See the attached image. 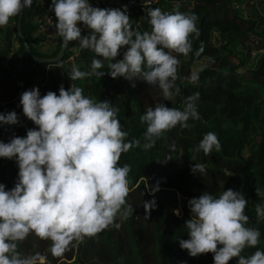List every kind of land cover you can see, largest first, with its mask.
<instances>
[{
	"label": "clouds",
	"instance_id": "1",
	"mask_svg": "<svg viewBox=\"0 0 264 264\" xmlns=\"http://www.w3.org/2000/svg\"><path fill=\"white\" fill-rule=\"evenodd\" d=\"M32 4L33 0H0V27H6L10 18ZM50 10L56 18V35L63 38L64 46L78 41L80 49L101 58L92 60L90 71L73 67L68 74L70 80L93 75L100 78L105 71L98 70L108 61L107 72L113 79L139 78L158 86L168 101L180 92L175 85L180 60L173 53L188 56L192 52L189 37L193 33L199 36L195 14L152 8L147 12L151 30L140 32L133 30L126 7L99 9L87 0H51ZM78 24L91 34L82 37ZM123 48L127 49L123 58L116 60ZM202 52L201 45L195 55L199 57ZM186 79L190 84L197 83L199 72L193 71ZM199 96L197 92L187 97L183 110L163 104L149 107L140 116V122L146 125L141 145L139 139L126 142L128 133L121 129L118 108L108 101L94 102L85 97L81 87L65 90L61 86L59 95L49 91L43 97L38 88L25 91L20 97L22 111L38 130L27 131L25 138L0 142V158L15 157L19 169L18 182L11 190L6 191L0 184V264H48L45 255L22 256L18 251V245L30 234L51 241L48 251L53 257H60L75 246L73 242L81 243L109 226L118 228L117 216L127 220L134 211L126 201L131 166H117L121 155L133 147L150 150L177 125L189 128L190 119H200L196 107ZM17 123L15 112L0 114V124ZM214 149L220 151L221 144L217 135L209 132L193 152L202 151L208 156ZM171 150L175 151V144ZM168 160L171 157L159 162ZM191 171L204 173L205 165L196 163ZM158 190L153 187L149 194ZM257 194L264 195L259 189ZM155 203H143L146 220ZM188 203L191 218L184 227L189 238L179 243L189 256L212 253L213 264H229L233 258H238V264H264V251L241 255L245 248L259 244L260 232L246 226L248 201L240 192L229 189L219 198L205 192ZM174 214L179 216V210H174ZM256 216L264 218V207L259 204Z\"/></svg>",
	"mask_w": 264,
	"mask_h": 264
},
{
	"label": "trees",
	"instance_id": "2",
	"mask_svg": "<svg viewBox=\"0 0 264 264\" xmlns=\"http://www.w3.org/2000/svg\"><path fill=\"white\" fill-rule=\"evenodd\" d=\"M174 1L176 4L172 5ZM247 1L158 0L157 5L147 8L138 18L129 16L133 30L140 32L151 30L147 12L152 8L158 7L168 13L178 10L198 17L196 27L199 36L193 33L189 37L192 52L188 56L173 53L180 60L179 78L175 82L180 92L168 101L162 97L158 86L148 85L139 78L131 81L123 77L113 79L107 72L108 61H104V68L98 70L105 71V75L85 78L84 90L95 99L108 101L119 109L117 119L122 131L128 133L126 142L139 139L143 145L146 125L140 122V116L149 107L163 104L168 108L183 110L186 98L197 92L200 94L196 101L200 119H190L187 122L189 128L177 125L158 139L150 150L133 147L121 155L117 166H131L128 175L130 191L126 201L134 211L127 220L117 216L115 224L120 225L118 228L109 226L91 238L86 237L81 243L73 242L75 246H70L60 257H53L48 251L51 241L30 234L18 245L22 256L40 253L47 257L48 264H213L212 253L191 257L187 250L180 248L179 242L189 238L184 227L191 218L188 202L205 192L219 198L223 191L229 189L240 192L248 201L245 215L249 217V223L246 226L260 232L259 244L255 248H245L241 255L247 257L257 250L264 251V218L258 219L256 216V206L259 204L264 207V195L257 194V189L264 194V54L256 59L249 70V82L256 87L259 95L254 97L236 72L238 59L231 47L232 43L243 44L247 37L259 35L258 18L241 16L236 12L235 7ZM32 17V6L23 9V37L35 56L53 57L61 45L56 29L52 49L41 50L27 39L34 30ZM13 21L17 56L10 55L12 41L8 33L0 48V60H4L5 68L0 66V114L13 112L12 99L16 93L14 79L21 80L31 90L38 88L41 97L49 91L59 95L61 86L69 90L76 81L70 80L68 74L71 69L65 65L72 47L77 49L72 62L81 71H90L92 60L101 59L90 50L80 49L78 41H72L58 62H34L16 36V16ZM90 34L88 29L85 36ZM201 45L203 52L197 57L195 53ZM248 48L251 47L247 46V51ZM126 50L120 49L116 60L122 59ZM202 57L210 58L209 63L197 70L198 82L190 84L186 79L191 75L190 68ZM236 59V62L233 61ZM6 71L10 73V79L2 78ZM31 129L38 130L30 120L19 129L17 124H0V142L5 143L7 138H25ZM209 132L217 135L220 151L214 149L208 156L202 151L194 153L193 149ZM173 144L175 151L171 150ZM245 148L248 151L242 155ZM193 155L195 160L191 159ZM167 157H171V160L159 162ZM196 163L204 164L206 171L194 174L191 169ZM18 171L15 157L0 158V184L5 186L6 191L18 182ZM153 187L159 190L150 195L149 191ZM151 200H155V208L146 220L143 203ZM174 210H179L180 215H175ZM229 264H238V258L231 259Z\"/></svg>",
	"mask_w": 264,
	"mask_h": 264
},
{
	"label": "rangeland",
	"instance_id": "3",
	"mask_svg": "<svg viewBox=\"0 0 264 264\" xmlns=\"http://www.w3.org/2000/svg\"><path fill=\"white\" fill-rule=\"evenodd\" d=\"M242 12L244 15L253 17L259 21V35H252L247 37L245 40V43L240 44L238 42L232 43L231 47L233 51L237 55L238 59V66L236 67V72L238 73L239 77L241 78L243 84L250 89L252 94H254V97H259L258 92L256 90V87L249 82V70L254 66L256 59L264 54V0H248L247 2H244L240 6ZM239 10V9H238ZM43 36V35H42ZM44 37V36H43ZM43 41V44L38 47L41 50H50L52 49V45L55 43V37L51 38V40L48 39V41ZM247 46H250L251 48L247 51ZM263 47V48H262ZM258 49V50H257ZM233 60V61H237ZM209 63V59L207 57H202L198 61L192 65L190 69V73L193 71H196L198 68H201L204 65H207ZM234 64V63H233ZM71 70L73 68L72 65H68ZM84 80H77L73 83V86H78L83 89V95L87 98L92 99L94 102H101V100L95 99L91 95H89L84 90ZM9 142L12 140L11 138L8 139ZM248 149L242 150V155H245L247 153Z\"/></svg>",
	"mask_w": 264,
	"mask_h": 264
},
{
	"label": "built area",
	"instance_id": "4",
	"mask_svg": "<svg viewBox=\"0 0 264 264\" xmlns=\"http://www.w3.org/2000/svg\"><path fill=\"white\" fill-rule=\"evenodd\" d=\"M158 0H121L117 6H111L110 9L123 10L127 8V15H135L137 18L149 7L157 5ZM89 4L94 8L106 9V4L102 0H89ZM176 1L172 2V5ZM51 8V0H33L32 4V22L34 30L37 34L49 36L54 33L56 18ZM138 24V23H136ZM81 28V34L85 36L88 30L84 25H78ZM77 50V49H76ZM15 80L16 93L12 99V111L16 113L18 118L17 128H23L28 123V119L24 116L22 106L20 104V97L25 91H30L31 88L25 87L23 82L19 79Z\"/></svg>",
	"mask_w": 264,
	"mask_h": 264
},
{
	"label": "crops",
	"instance_id": "5",
	"mask_svg": "<svg viewBox=\"0 0 264 264\" xmlns=\"http://www.w3.org/2000/svg\"><path fill=\"white\" fill-rule=\"evenodd\" d=\"M105 4H106V9H110L109 7L111 6H117L118 3L121 2V0H104ZM172 4V2H171ZM241 5L239 6H236L235 9H236V12L237 14L241 15V16H244V13L242 12L241 8H240ZM239 9V10H238ZM14 24V21H13V17L10 18L8 24L6 27H0V48L2 47V40L6 35V33H8L9 35V39H11L12 41V45H11V53L10 55H12L13 57H16L17 56V53H16V48H17V44L13 38V32H12V26ZM78 25H82V24H78ZM55 35L54 33L52 35H49V36H42L40 34H37L35 32V30H33L28 36H27V39L32 43V45H34L35 47H40L41 44H43V41H45V39H47L46 41L51 40V38H54ZM70 54L67 55L66 57V60H65V65H72L73 67H76L75 64L72 62L73 60V56L74 54L77 53V50L72 47L70 49ZM198 61V60H197ZM194 65V64H193ZM0 66H2V69H5L4 68V60H0ZM7 68V66H5ZM192 67V66H191ZM191 69V68H190ZM199 69V68H198ZM197 69V70H198ZM196 70V71H197ZM2 78L3 79H10L11 78V75L8 71H6L5 73L2 74ZM77 81V80H76ZM14 98V97H13ZM4 138V137H3ZM5 143H9V140L8 138L5 139Z\"/></svg>",
	"mask_w": 264,
	"mask_h": 264
},
{
	"label": "water",
	"instance_id": "6",
	"mask_svg": "<svg viewBox=\"0 0 264 264\" xmlns=\"http://www.w3.org/2000/svg\"><path fill=\"white\" fill-rule=\"evenodd\" d=\"M87 2L89 3V0H87ZM21 18H22V12L21 14L16 16V22H15V29H16V36L20 39V41L22 42V45L24 47V51L25 53L34 61V62H38V63H49V64H53L58 62L61 57L62 54L66 48V46H64L63 44V38L60 37V48L57 51V53L53 56V57H37L33 54V52L30 50L25 38L22 35L21 32Z\"/></svg>",
	"mask_w": 264,
	"mask_h": 264
}]
</instances>
